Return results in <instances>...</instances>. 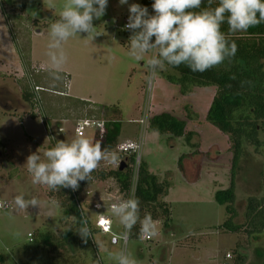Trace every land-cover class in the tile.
Here are the masks:
<instances>
[{"label": "rangeland", "instance_id": "1", "mask_svg": "<svg viewBox=\"0 0 264 264\" xmlns=\"http://www.w3.org/2000/svg\"><path fill=\"white\" fill-rule=\"evenodd\" d=\"M20 3L30 9L27 16H20L18 22L8 21L10 6ZM63 3L64 0H0V202L9 205L8 209H0V264H44L49 257L46 249L35 243V237L44 233L56 236L62 231L64 226L58 222L61 210L53 191L32 183L25 163L34 153L44 159V151L57 141L71 142L83 137L101 144L91 127L79 136L74 134V126L80 120L103 122L104 127L109 120L118 122L119 141L140 137L139 161L157 181L169 183L161 201L171 227L164 229L160 221L151 222L148 227L142 223L138 238H129L123 246L119 237L124 226L109 210L93 209L96 204L104 208L122 199L117 184L112 178L94 180L74 192L75 200L90 229L97 213L109 216L112 236L92 235L93 252L89 255L84 249L73 253L76 264H116L109 253L120 251L138 264H233L237 254L245 258L244 264H263L257 254L264 256V239L248 240L242 232L227 234L218 229L226 212L224 206L214 202L213 194L228 187L230 154L226 136L205 121L214 88L194 87L181 96L178 87L165 80V76L174 75L172 71L166 67L149 70L147 61L153 53L140 59L129 55L131 32L121 31L120 24L129 15L128 5L139 4V0H128L122 6L119 0H108L105 14L93 20L95 37L87 38L86 33L70 37L62 45L66 62L54 68L47 54L49 32L51 24L60 18ZM41 13L49 14L52 20L43 23L45 15L42 19ZM26 17L37 20L38 27ZM37 86L47 88L44 99L34 96L33 106L23 103V108L3 112L8 107L5 102H22L23 90L36 93ZM57 91L62 94L52 93ZM47 101L52 103L51 110ZM80 102L89 105L85 113H79ZM71 105L73 110L69 109L67 116L61 108ZM40 109L51 115L47 119L48 131ZM162 113L185 122V132L193 133L189 144L183 138L157 134L146 127L149 118ZM259 139L264 141L262 135ZM194 151L197 155H191ZM111 155L102 159L95 171L108 173L115 170L118 161L126 163L125 159L132 157L114 155L115 160H111ZM180 156H187L181 168L177 165ZM130 170L133 174L134 167ZM262 175L264 154H253L252 148L247 147L234 179L235 223L243 222L245 199L261 195ZM130 177L129 189L134 181L133 175ZM18 195L25 200L35 198L37 206L17 209L13 201ZM145 233L150 241L140 239ZM113 239L115 243L111 244Z\"/></svg>", "mask_w": 264, "mask_h": 264}, {"label": "trees", "instance_id": "2", "mask_svg": "<svg viewBox=\"0 0 264 264\" xmlns=\"http://www.w3.org/2000/svg\"><path fill=\"white\" fill-rule=\"evenodd\" d=\"M152 2L153 0H139L141 6L148 8L149 15L153 14L151 9ZM203 7H206V4L201 6V8ZM29 10L22 3L16 7L10 6V12L6 14V18L13 23L14 21L18 22L21 18L20 16H27L26 13ZM196 11H199V9ZM39 15L41 17L45 15L43 23L52 20L49 14L41 13ZM26 20L30 21L34 27H38L37 20H32L30 17H26ZM221 31L225 33L227 40L235 42L237 45V52L230 63L226 60L218 67L203 73L192 72L184 65L179 67L166 65L165 67L172 71L174 75L165 76V80L177 86L178 93L181 96L189 94L194 87L204 88L211 86L214 88V94L205 114V121L226 136L228 142L227 151L230 154L228 187L213 194L214 202L219 206H224L226 212V219L218 226V229L227 234L242 232L246 239L257 241L264 239V175L261 176V195L248 196L244 201L242 224L234 222L237 216L234 209V179L238 164L242 160L247 147L252 148L253 154H264V141L259 139V135L264 137V24L251 27L247 31L228 33V26L225 23L221 26ZM20 58L23 65L22 55ZM55 79L59 80L57 77ZM37 88L39 90L36 93L26 89L23 90L22 103L31 107L33 106L34 96L38 97L39 95V100L44 99L43 95H45L47 88L41 86H37ZM52 93L62 94L60 91ZM47 104L52 103L47 101ZM73 105L69 108L63 107L61 110L68 116L67 112L69 109L70 111L73 110ZM53 106H55L54 103ZM78 106L80 109L79 113H83V111L85 113V110L82 109H86L89 105L85 102H80ZM48 107L50 110L53 108L50 105ZM2 110L5 113L11 112L9 111L10 109ZM43 111L40 109L39 113L42 115L44 128L48 131L50 119H47L51 115L49 112ZM184 111L187 114V107L184 108ZM30 118H33V115ZM147 126L157 134H169L175 138H183L187 144L190 143L193 137V133L185 132L184 121L175 119L166 113L149 118ZM119 131L118 122L109 120L105 124V136L100 145L107 153L112 151L118 143ZM190 146L194 148L195 144L191 143ZM191 155H197V151H194ZM186 157L180 156L177 159L178 167H182ZM125 160L127 162L121 171H118V167L108 173L94 170L89 181L78 182L79 186L77 189L60 188L59 191H53L54 201L57 202L61 210L58 222L64 228L56 236L51 233L36 235L35 243H40L42 249H46V253L49 255L44 264H76V256L74 257L73 253L84 249H88L89 255L93 252L92 235L99 232L94 225L92 229L87 225L91 231V236L86 243L77 233L78 229L83 226L81 221L86 220L77 206L74 192L79 191L94 180L100 181L105 178H112L117 184L121 198H126L130 187V169L133 167V158L129 157ZM168 187L169 183L167 181H157L155 176L148 172L146 165L141 161L138 162L133 198H138L140 201V219L131 230H128V238H138L145 216H149L151 222L160 221L164 229L171 227L167 209L161 201L167 194ZM257 256L261 258L264 264V256H261V254H257ZM244 262L245 258L242 255H235L233 264H244Z\"/></svg>", "mask_w": 264, "mask_h": 264}, {"label": "clouds", "instance_id": "3", "mask_svg": "<svg viewBox=\"0 0 264 264\" xmlns=\"http://www.w3.org/2000/svg\"><path fill=\"white\" fill-rule=\"evenodd\" d=\"M125 4L128 0H119V5ZM204 4L206 7L201 8ZM107 6L108 0H64L60 18L51 24L49 32L47 54L54 68L58 69L66 62L62 45L70 37L79 33H86L87 38L95 37L93 20L102 17ZM151 9L153 14L149 15L147 7L138 3L128 5L125 25L131 32L129 55L140 59L144 54L153 53L147 61L151 72L166 65H184L192 72L203 73L226 60L230 63L237 45L226 39L221 26L226 23L228 33H237L264 24V0H153ZM109 155L99 143L77 137L71 142L57 141L54 147L44 151V159L36 153L29 155L25 165L33 184L46 186L51 191L75 190L79 181L91 179L100 161ZM111 160H115L114 155ZM13 203L17 209L25 210L37 206L38 201L35 198L25 200L18 195ZM4 207V202H0V208ZM139 211L138 198L121 199L111 205L112 216L126 230H131L138 222ZM81 223L83 226L77 233L86 243L91 231L87 221ZM142 223L148 227L150 217L145 216ZM109 255L116 264H138L124 251Z\"/></svg>", "mask_w": 264, "mask_h": 264}, {"label": "built area", "instance_id": "4", "mask_svg": "<svg viewBox=\"0 0 264 264\" xmlns=\"http://www.w3.org/2000/svg\"><path fill=\"white\" fill-rule=\"evenodd\" d=\"M127 19L128 16H124L121 20V24H120V30L121 31H128L125 29V25L127 23ZM139 123H141V121H139ZM87 127H91L94 130V133L97 136V139H99L100 141L103 140L104 136H105V127H104V123L103 122H99V121H93V120H80L77 121V123L74 126V134L79 136L81 133L84 132V130ZM139 151H140V140L139 139H129V138H125L121 141H119L116 146L114 147V149L112 150V154L118 156V157H129L132 156L133 160H134V171H133V178L134 181L131 185V188L128 190V193L126 195V198L124 199H129V198H133V191H134V183H135V178H136V172H137V165L139 162ZM109 154H111V151L108 152ZM110 156V155H109ZM119 161L115 164V169L118 167L119 165ZM75 196V195H74ZM5 204V203H4ZM111 205L110 204L108 207H100L99 204H96L93 206V209L95 211H100L101 208L103 210H109V212H111ZM78 206V205H77ZM9 205L5 204L4 208H0L1 210H5L8 209ZM102 215V216H101ZM94 227L98 230V232L102 235H111V220L110 218L105 215V214H101V213H97L93 222ZM27 237L30 238V235L27 234ZM121 243L123 246L126 245L127 241H128V230H124V233L121 237H119ZM140 239L142 241H149L151 239V237L149 236V234H142L140 235ZM229 256L226 255L225 258H228ZM100 264V263H98Z\"/></svg>", "mask_w": 264, "mask_h": 264}, {"label": "flooded vegetation", "instance_id": "5", "mask_svg": "<svg viewBox=\"0 0 264 264\" xmlns=\"http://www.w3.org/2000/svg\"><path fill=\"white\" fill-rule=\"evenodd\" d=\"M19 103H18V101H16L12 105H9V103L5 102L4 105L8 106V107H5V109H8V110L10 109V111L12 112V111H16V110L20 109L21 107L23 108V106H24L23 103L21 101Z\"/></svg>", "mask_w": 264, "mask_h": 264}, {"label": "water", "instance_id": "6", "mask_svg": "<svg viewBox=\"0 0 264 264\" xmlns=\"http://www.w3.org/2000/svg\"><path fill=\"white\" fill-rule=\"evenodd\" d=\"M27 13H28V11H27ZM124 167H125V163L120 162L118 165V171H121ZM112 242L115 243V240L113 239Z\"/></svg>", "mask_w": 264, "mask_h": 264}, {"label": "crops", "instance_id": "7", "mask_svg": "<svg viewBox=\"0 0 264 264\" xmlns=\"http://www.w3.org/2000/svg\"><path fill=\"white\" fill-rule=\"evenodd\" d=\"M126 33H127V32H126ZM84 110H86V109H84ZM146 123H147V122H146ZM146 127H147V124H146ZM141 137H142V136H141ZM138 138H139V140H141L140 137H138ZM138 138H137V139H138ZM120 139H121V138H119V140H120ZM104 206L106 207V205H104ZM108 217H109V216H108ZM94 219H95V218H94ZM93 222H94V221H93ZM150 240H151V239H150ZM150 240H149V241H150ZM144 242H147V241H144ZM111 244H114V243L111 241Z\"/></svg>", "mask_w": 264, "mask_h": 264}]
</instances>
